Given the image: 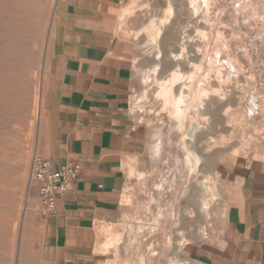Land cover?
Masks as SVG:
<instances>
[{
    "label": "rangeland",
    "instance_id": "1",
    "mask_svg": "<svg viewBox=\"0 0 264 264\" xmlns=\"http://www.w3.org/2000/svg\"><path fill=\"white\" fill-rule=\"evenodd\" d=\"M59 2L0 0V264H34L45 218L29 177ZM107 29L143 143L117 219L96 227L99 264H188L220 243L241 175L264 172V0H120Z\"/></svg>",
    "mask_w": 264,
    "mask_h": 264
},
{
    "label": "crops",
    "instance_id": "2",
    "mask_svg": "<svg viewBox=\"0 0 264 264\" xmlns=\"http://www.w3.org/2000/svg\"><path fill=\"white\" fill-rule=\"evenodd\" d=\"M118 1L60 0L55 12L37 154L54 169L77 161L81 172L31 234L34 264L100 263L96 227L117 219L124 160L143 143L128 113L130 65L107 29ZM237 184L220 243L194 247L188 264H264V172L246 170Z\"/></svg>",
    "mask_w": 264,
    "mask_h": 264
},
{
    "label": "built area",
    "instance_id": "3",
    "mask_svg": "<svg viewBox=\"0 0 264 264\" xmlns=\"http://www.w3.org/2000/svg\"><path fill=\"white\" fill-rule=\"evenodd\" d=\"M80 172L81 165L77 161H67L54 169L51 160L34 157L29 180L38 185L39 209L43 217L55 213L56 200L78 180Z\"/></svg>",
    "mask_w": 264,
    "mask_h": 264
},
{
    "label": "bare ground",
    "instance_id": "4",
    "mask_svg": "<svg viewBox=\"0 0 264 264\" xmlns=\"http://www.w3.org/2000/svg\"><path fill=\"white\" fill-rule=\"evenodd\" d=\"M157 69H158V64H155L154 66H153V72L154 73H157ZM170 78H166V79H164V80H162L161 82V87L162 88H164V87H166L168 84H169V82H170ZM204 208V207H203Z\"/></svg>",
    "mask_w": 264,
    "mask_h": 264
}]
</instances>
